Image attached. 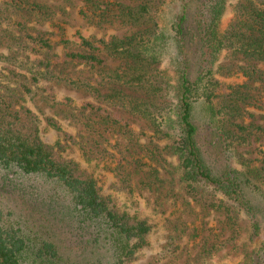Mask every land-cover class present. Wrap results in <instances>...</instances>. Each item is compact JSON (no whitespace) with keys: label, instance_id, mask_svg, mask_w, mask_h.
Segmentation results:
<instances>
[{"label":"trees","instance_id":"trees-1","mask_svg":"<svg viewBox=\"0 0 264 264\" xmlns=\"http://www.w3.org/2000/svg\"><path fill=\"white\" fill-rule=\"evenodd\" d=\"M76 1L89 23L130 32H78L77 42L62 33L55 42L51 7L0 0V264H134L148 249L149 219L121 211L82 169L76 150L89 161L114 162L133 192V169L149 165L157 174L170 149L188 188L223 196L206 203L224 214L233 234L244 211L250 238L259 237L264 149L250 174L245 158L240 168L233 154L264 148V123L253 112L264 113V0ZM58 86L89 99H59ZM35 97L64 107L86 135L64 131L55 144L45 142L29 105ZM131 118L151 130L149 145ZM45 121L63 131L54 117ZM156 141L169 144L162 149Z\"/></svg>","mask_w":264,"mask_h":264},{"label":"rangeland","instance_id":"rangeland-1","mask_svg":"<svg viewBox=\"0 0 264 264\" xmlns=\"http://www.w3.org/2000/svg\"><path fill=\"white\" fill-rule=\"evenodd\" d=\"M38 1L51 7L56 13V28L51 29L56 34L53 37L55 42H59L60 37L57 35L62 33L67 40L77 42L78 32L86 37L97 38L123 36L130 32L129 28L118 25L100 28L89 23L80 15L82 4L76 0ZM231 18L232 14L229 13L224 24ZM3 48L0 44L1 51ZM57 90L59 99L71 97L77 102L89 99L86 94L65 86H58ZM29 105L42 120L40 126L45 142L55 144L63 137L64 131L86 135L85 127L69 119L68 113L63 112L64 107L57 103L35 97L29 101ZM253 112L256 121L264 123V113ZM47 117H54L59 121L63 131L48 128L45 121ZM131 119L134 132L140 137L142 144L149 145L153 135L151 130L140 119ZM157 143L163 149L168 146L169 141ZM259 149L264 148L260 144H254L249 148L238 149L233 154V164L241 168V157H244L245 163L252 167L244 170L250 174L261 165ZM162 155L165 162L163 167L158 168L157 174L155 168L149 165L138 170L132 168L134 191L131 192L114 171V162L103 159L89 161L81 150H76L74 154L82 169L97 180L106 193L115 197L121 211L149 219L152 225L150 246L134 264H264V233L255 239L250 238L251 220L248 215L244 211L240 212L239 230L233 234L224 214L209 208L206 203V200L218 203L223 196L216 195L212 198L211 190L204 187H198L195 192L193 187L188 188L189 183L181 179L182 170L179 169L178 160L172 151L166 149ZM143 162L156 166L148 158ZM254 175L257 176V172L251 174ZM227 202L232 203L230 200Z\"/></svg>","mask_w":264,"mask_h":264}]
</instances>
